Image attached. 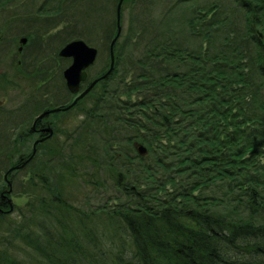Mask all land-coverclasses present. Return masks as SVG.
<instances>
[{"label": "trees", "instance_id": "16d2710c", "mask_svg": "<svg viewBox=\"0 0 264 264\" xmlns=\"http://www.w3.org/2000/svg\"><path fill=\"white\" fill-rule=\"evenodd\" d=\"M72 3L74 16L91 13V0ZM168 9L175 17L143 48L133 24L118 38L80 145L39 153L34 197L0 215V264H264V0ZM95 23L110 48L117 17ZM124 58L131 80L125 68L118 76ZM116 102L138 114L127 133L116 131ZM99 109L112 112L107 127Z\"/></svg>", "mask_w": 264, "mask_h": 264}, {"label": "flooded vegetation", "instance_id": "af4514ba", "mask_svg": "<svg viewBox=\"0 0 264 264\" xmlns=\"http://www.w3.org/2000/svg\"><path fill=\"white\" fill-rule=\"evenodd\" d=\"M6 3L32 5L33 10L42 16V12L48 13L55 7L62 13L66 2L56 0L53 5L49 0L3 1V4ZM34 6L39 7L36 9ZM45 7L51 9L46 10ZM49 15L42 16L46 22L38 25V30L45 28L43 32L31 29L12 38L0 35L3 43L12 45L8 49L0 48V72L14 80V86H10L4 83V77L0 75V125L3 126L0 131H13L8 153L0 165V215L16 210L14 198L25 189L22 186L31 183L32 171L37 167L35 160L51 145L49 142L62 145L63 131H91V90L79 98L91 85V66L86 70L87 78L81 82L79 91L72 92L67 86L64 71L72 64L73 58L61 56L60 51L76 39L74 25L71 22L70 31L64 30L67 28L65 24L51 32L49 30L58 26L65 16ZM26 20L28 24L31 22L30 19ZM46 33L51 35L45 38ZM45 45L49 48H44ZM9 52H14V55L2 57L1 54ZM10 56L14 59H9ZM8 60L10 62L6 63ZM58 73L60 76H57ZM6 87L14 89L16 96H6ZM82 118L81 123L79 120ZM14 131L21 132L15 134Z\"/></svg>", "mask_w": 264, "mask_h": 264}, {"label": "rangeland", "instance_id": "374dc122", "mask_svg": "<svg viewBox=\"0 0 264 264\" xmlns=\"http://www.w3.org/2000/svg\"><path fill=\"white\" fill-rule=\"evenodd\" d=\"M3 1L5 0H0V35H4L6 38H12L13 36H18L20 33L28 32L31 29H34V31H40L43 32L45 28H42L41 30H38V25H41L43 22H46L42 16L44 17L47 14H50L49 17L52 15L55 16H65V19L59 25L53 24V29L49 30L51 32L57 31L60 27L62 26H67L65 31H70L71 29L69 28V25L71 22L73 23V30L75 31V37L76 39H83L86 43H89L91 46H95L99 49V55L96 59V62L93 66H91V77H94V75L98 72L101 71V69H105L109 66L110 64V49H109V40L107 39L108 34L107 32L104 31H97L96 30V21L101 20L102 23L106 22H114L117 17V6L119 3V0H100L98 3V6L100 7V11L97 13L93 10L94 5H96L95 0H91V13L88 14V16L83 17L80 19V15L77 14V16H74L73 13V1L74 0H61L65 3V6L63 8V12L59 13L57 8H46V10L51 9L48 13H43L42 16H40L32 7V5H23V4H13V3H6L3 4ZM18 1V0H16ZM42 1V0H38ZM52 1L51 4L55 5L54 1L56 0H49ZM125 1V0H124ZM122 3L121 7V20L120 24H122V33L121 37H124L127 33L129 28L131 27V24L134 26H137L139 28L137 35H138V41H139V47L143 48L145 44L148 42L150 39L151 34H158L161 30L165 28L170 22L171 16L175 17V11L173 10L170 11L168 9L169 6L173 3V0H129L127 2ZM212 0H198V3L200 5H205L208 3H211ZM75 4V3H74ZM107 6V8H110L112 13L109 15L108 11L107 13L105 12L104 7ZM36 9L39 6H34ZM60 10H62L60 6ZM38 14V15H37ZM96 14H100L101 16L96 17ZM26 19H30V23H27ZM57 26V28H56ZM147 30V31H144ZM47 31V32H49ZM148 31H151L150 34ZM51 35V33H46L44 37H48ZM105 35V37H104ZM102 37L103 40L98 43H91V38L93 40H99ZM108 40V41H107ZM90 41V42H89ZM121 41H123V38H121ZM53 44H55V41H52ZM12 45H8L3 43V40H0V48H10ZM44 48H49L48 45L43 46ZM127 50V49H126ZM3 55L2 57H7L8 55H14V52H9L7 54H1ZM14 59L13 56H10L9 59ZM10 60H8L6 63H9ZM3 64V62H2ZM58 64V62H57ZM127 66V67H126ZM125 68V70H128L127 74V80L130 79V70L133 68L130 63L128 64V61L125 60V58L121 61L120 63V68L118 72V76L122 72V70ZM55 74H56V68H55ZM57 76H60V73L57 74ZM131 80V79H130ZM7 86V85H6ZM102 86H99L98 88L101 89ZM8 90H5V95L14 97L16 96V91L14 89H9L5 88ZM261 94H264V88L261 90ZM9 100L11 98H8ZM92 105V103H91ZM118 108L116 112H113L116 117H121L120 120H116L115 122V128L117 129L116 131H120L121 133H127L128 128L125 126V121L128 116L134 118L137 117V112L136 110H131V112L124 110L123 108V103L122 102H116L115 104ZM247 105L250 108L251 102L247 101ZM139 111V109L137 108ZM261 111L260 109L257 110ZM112 112H102L99 109V114L104 117L106 120V127L108 126V120L112 118L111 116ZM92 115V114H91ZM79 122H83V118L79 120ZM91 125H94L91 121ZM0 127H3L0 125ZM258 127H261V131H264V125H259ZM105 129H103L104 131ZM108 131H113V129H108ZM15 134L21 131H14ZM90 131H63V139H65L68 143L66 146H75L74 143L76 140H79V145H80V136L83 135V133H88ZM13 131H0V149H6L8 144L10 143V136L12 135ZM74 134V140H69L71 139L70 136ZM79 138V139H78ZM72 146V147H73ZM74 148V147H73ZM9 149V147H8ZM2 151V154L0 152V156L4 158V155L6 154L7 150ZM66 156V155H65ZM258 169L260 173L263 172L264 169V158L258 157ZM60 164L62 162V158H58ZM24 175H22L23 177ZM75 186H78L80 184V191L83 192L84 190L87 189V186L81 181L78 182V179L75 178L74 180ZM25 189L23 190L22 193H17L16 197L14 198V202L17 205H23L28 201L30 198L34 197V194L31 192L32 190V182L28 183L27 186H22ZM21 187V188H22ZM91 187V191H92ZM77 191V189H75ZM83 194V193H82ZM70 200V199H69ZM103 200V199H102ZM72 201V200H71ZM87 209V208H86Z\"/></svg>", "mask_w": 264, "mask_h": 264}, {"label": "water", "instance_id": "95a60500", "mask_svg": "<svg viewBox=\"0 0 264 264\" xmlns=\"http://www.w3.org/2000/svg\"><path fill=\"white\" fill-rule=\"evenodd\" d=\"M124 0H119L118 6H117V33L115 37L112 39L110 43V66L106 73H104L102 76L95 78L93 81H91V85L79 95V98L86 95L96 84L99 80L107 77L115 67V50L114 46L117 42L118 38L121 35L122 27L120 24L121 20V7ZM25 41V39H23ZM99 50L95 46H91L88 43H86L83 39H75L67 43L62 50L60 51V55L63 57H72L73 62L70 66H68L64 71V77L66 79V83L68 88L74 92L77 93L80 88V84L82 81L86 80L87 78V68L89 66H92L98 57ZM52 132V131H51ZM137 150L140 154L146 155L147 154V148L143 144L136 142L135 143ZM24 162V164H26ZM11 209H13V204H11Z\"/></svg>", "mask_w": 264, "mask_h": 264}]
</instances>
